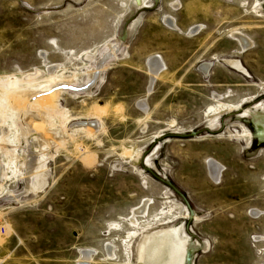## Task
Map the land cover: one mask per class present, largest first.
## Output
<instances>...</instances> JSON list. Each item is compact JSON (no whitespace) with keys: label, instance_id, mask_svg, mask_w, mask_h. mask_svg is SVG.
I'll use <instances>...</instances> for the list:
<instances>
[{"label":"rangeland","instance_id":"rangeland-1","mask_svg":"<svg viewBox=\"0 0 264 264\" xmlns=\"http://www.w3.org/2000/svg\"><path fill=\"white\" fill-rule=\"evenodd\" d=\"M0 165V264H264V0H0Z\"/></svg>","mask_w":264,"mask_h":264},{"label":"bare ground","instance_id":"bare-ground-1","mask_svg":"<svg viewBox=\"0 0 264 264\" xmlns=\"http://www.w3.org/2000/svg\"><path fill=\"white\" fill-rule=\"evenodd\" d=\"M242 41V40H241ZM163 63V62H162ZM149 73H150V76H151V80L155 79L158 74L161 72V68H162V65L158 62L157 59L153 58L150 60L149 62ZM164 65V64H163ZM209 68V67H208ZM208 70V69H207ZM64 83V82H63ZM66 84V83H64ZM55 91H52L50 93H53ZM90 123V122H89ZM81 126V125H80ZM89 126V125H87ZM90 127H92V125H90ZM0 170H1V165H0ZM209 173L211 175V177L213 178L214 181H218L219 180V177H220V174H221V168L218 167L217 165L213 164V163H209ZM174 234V233H173ZM173 236H171V238L167 241V243L165 244V242L159 238V237H155L152 242L150 241H145L143 243L144 246L147 247V245H149V250H145L143 248V250L141 251V256L140 258H142V262L145 261L146 259L149 260L150 258V249L151 247L153 246H157L158 248L159 247H162L159 249V251L161 250V253L162 255L165 257V261L168 262V263H177L178 262H183L184 263V259L186 258V255L188 253V246H186L185 243H181V241H178L177 243H174L173 241ZM165 244V245H164ZM156 251L154 250L152 252V255L155 253ZM92 255V254H91ZM110 255V253H109ZM90 258V254L88 253H83V257H82V261H81V264H88V260ZM149 262V261H148ZM152 263V262H151ZM182 263V264H183ZM180 264V263H179Z\"/></svg>","mask_w":264,"mask_h":264}]
</instances>
